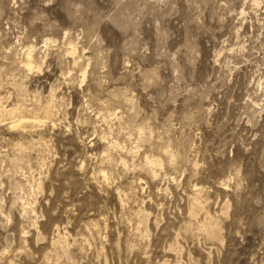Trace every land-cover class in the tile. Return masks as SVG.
<instances>
[{"label": "rangeland", "instance_id": "obj_1", "mask_svg": "<svg viewBox=\"0 0 264 264\" xmlns=\"http://www.w3.org/2000/svg\"><path fill=\"white\" fill-rule=\"evenodd\" d=\"M0 105V264H264V0H0Z\"/></svg>", "mask_w": 264, "mask_h": 264}, {"label": "bare ground", "instance_id": "obj_2", "mask_svg": "<svg viewBox=\"0 0 264 264\" xmlns=\"http://www.w3.org/2000/svg\"><path fill=\"white\" fill-rule=\"evenodd\" d=\"M71 48V47H70ZM33 50H34V48L33 47H30L26 52H25V60H24V62H23V65H24V67L28 70V71H31L32 69H34V68H37V66H36V63L34 62L35 60L33 59V55H32V53H33ZM38 69H39V66H38ZM51 102V101H50ZM53 105H54V103H53ZM53 105H52V103L51 104H49V106L48 107H46L47 109L45 110V112L47 113V114H49V117H50V115H52L53 116V109H54V107H53ZM14 106V105H13ZM18 106V105H17ZM47 106V105H46ZM45 108V107H44ZM43 108V109H44ZM24 109V108H23ZM22 109V110H23ZM26 111V110H25ZM44 111V110H43ZM20 107H13V108H11L10 107V109H7L5 106H2V105H0V118L1 117H4V116H11L14 120H15V118L16 117H21V116H17V113H19L20 114ZM27 112V111H26ZM26 112H24V113H26ZM32 112V111H31ZM23 113V112H22ZM22 113H21V115H22ZM44 113V112H43ZM42 113V114H43ZM46 113H44V115L46 114ZM36 114V113H35ZM39 114V113H38ZM47 114H46V116H47ZM38 116V115H37ZM36 116V117H37ZM48 116L46 117V118H49ZM22 118H24V116H22ZM26 118V117H25ZM24 118V121H27L26 119ZM42 119L43 118H45V116L44 117H41ZM32 119V118H31ZM34 119V118H33ZM40 121L41 119L39 118H37V120H36V122L37 121ZM24 121H22V122H24ZM41 122V121H40ZM15 123V122H14ZM18 125V124H17ZM20 125V124H19ZM12 127H16V125H14L13 124V126ZM44 144V143H43ZM13 162V161H12ZM14 163H15V161H14ZM149 163V162H148ZM18 165H19V163L17 164V161H16V164H14L13 165V168H15V170H16V168H18ZM149 166V165H148ZM154 166V165H153ZM103 178H104V175H103ZM201 190V189H200ZM200 190H199V188L197 189V191H196V193H199L200 192ZM201 193V192H200ZM199 198V197H198ZM196 199V198H195ZM192 201V200H191ZM193 201H195L194 199H193ZM198 201V200H197ZM196 201V202H197ZM195 203V202H194ZM201 206H199L198 205V203H195V206H194V210L196 211V210H198L199 208H200ZM192 208V207H191ZM200 210V209H199ZM195 213V212H194ZM92 224V223H91ZM90 224V225H91ZM199 226V225H198ZM92 227H93V229H91L93 232L94 231H96L95 230V228H94V224H92ZM96 227V226H95ZM200 227V226H199ZM198 227V228H199ZM202 227V226H201ZM204 227H205V225H204ZM203 228V227H202ZM203 229H205V228H203ZM202 230V229H201ZM197 231V230H196ZM213 231V230H212ZM211 231V232H212ZM208 232V231H207ZM214 232V231H213ZM98 233V232H97ZM96 234V233H95ZM88 242V241H87Z\"/></svg>", "mask_w": 264, "mask_h": 264}]
</instances>
